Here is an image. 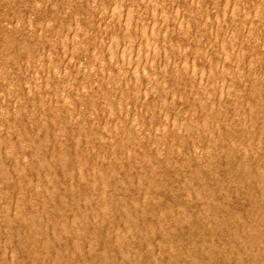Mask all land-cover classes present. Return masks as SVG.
Returning <instances> with one entry per match:
<instances>
[{
    "label": "rangeland",
    "instance_id": "rangeland-1",
    "mask_svg": "<svg viewBox=\"0 0 264 264\" xmlns=\"http://www.w3.org/2000/svg\"><path fill=\"white\" fill-rule=\"evenodd\" d=\"M0 264H264V0H0Z\"/></svg>",
    "mask_w": 264,
    "mask_h": 264
},
{
    "label": "bare ground",
    "instance_id": "bare-ground-1",
    "mask_svg": "<svg viewBox=\"0 0 264 264\" xmlns=\"http://www.w3.org/2000/svg\"><path fill=\"white\" fill-rule=\"evenodd\" d=\"M81 172V171H80ZM108 175V174H107ZM113 185V184H112ZM115 191V190H114ZM106 195V194H105ZM109 195V194H108ZM44 200V199H43ZM92 200V199H91ZM45 201V200H44ZM107 203V202H106ZM112 208V207H111ZM58 229V228H57ZM58 232V231H57ZM21 239V238H20ZM79 244V243H78ZM24 245V244H23ZM16 246V245H15ZM186 249V248H185ZM17 251V250H16ZM22 251V250H21ZM17 256V255H16ZM78 258V257H77ZM16 261V260H15ZM34 261V260H33Z\"/></svg>",
    "mask_w": 264,
    "mask_h": 264
}]
</instances>
